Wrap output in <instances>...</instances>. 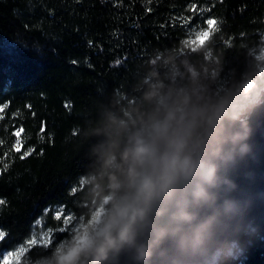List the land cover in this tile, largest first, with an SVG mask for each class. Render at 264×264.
Returning a JSON list of instances; mask_svg holds the SVG:
<instances>
[{"label": "clouds", "instance_id": "1", "mask_svg": "<svg viewBox=\"0 0 264 264\" xmlns=\"http://www.w3.org/2000/svg\"><path fill=\"white\" fill-rule=\"evenodd\" d=\"M222 71L212 47L175 46L101 92L80 126L79 228L29 264H239L260 232L236 174L264 117V53L221 88Z\"/></svg>", "mask_w": 264, "mask_h": 264}, {"label": "trees", "instance_id": "2", "mask_svg": "<svg viewBox=\"0 0 264 264\" xmlns=\"http://www.w3.org/2000/svg\"><path fill=\"white\" fill-rule=\"evenodd\" d=\"M208 18L217 22L209 36L193 42ZM175 46L222 54V88L264 46V0H0V253L26 244L39 223L52 239L29 247L26 263L65 239L64 218L79 212L70 191L88 164L85 111L101 92L127 87L153 52ZM256 221L259 236L239 264H264V218Z\"/></svg>", "mask_w": 264, "mask_h": 264}, {"label": "water", "instance_id": "3", "mask_svg": "<svg viewBox=\"0 0 264 264\" xmlns=\"http://www.w3.org/2000/svg\"><path fill=\"white\" fill-rule=\"evenodd\" d=\"M252 142L254 156L243 161L237 171V180L241 186L250 189L258 198L252 210V215L257 219L264 218V117H261L256 128ZM245 173H250L246 178Z\"/></svg>", "mask_w": 264, "mask_h": 264}, {"label": "rangeland", "instance_id": "4", "mask_svg": "<svg viewBox=\"0 0 264 264\" xmlns=\"http://www.w3.org/2000/svg\"><path fill=\"white\" fill-rule=\"evenodd\" d=\"M213 27L214 26H212V28ZM211 29H209V27H208V28H206L204 30H201V31L197 32V34L194 36L193 42L195 41L197 44H201L199 42V40H197V37L200 36V33L201 32H205V31L209 32V34H210ZM207 37L206 38L201 37V39H204V41H205L207 39ZM261 53H264V46H263V48L261 50ZM60 209L61 208H58L57 210H60ZM61 214H63V213H61ZM65 226H66V229L67 230L69 229V231H70L69 234L72 231L78 230V228H79V224H77L76 223V220H74V219L68 221L67 223L65 222ZM52 233H53V231L49 227H45L43 225V223H39L38 229L35 230V232L32 235V237H31L30 240L36 239L37 240V244L36 245L48 246L50 244V242H51V239H52ZM63 241H61V242H63ZM31 246H33V245H30L27 242L26 244L21 245V246L15 248V249L2 251V254L3 255H0V258H1L2 263L5 264L4 257H7L6 264H29L28 262L26 263L24 261V254L26 253L27 249L29 247H31ZM9 253H12V255L9 256L8 255Z\"/></svg>", "mask_w": 264, "mask_h": 264}, {"label": "snow or ice", "instance_id": "5", "mask_svg": "<svg viewBox=\"0 0 264 264\" xmlns=\"http://www.w3.org/2000/svg\"><path fill=\"white\" fill-rule=\"evenodd\" d=\"M192 7L194 8L195 5H193ZM216 23H217V22H216L214 19H212V18H208V19H206V25L209 27V29H211L212 26H214ZM189 34H190V33H189ZM208 35H209V32H207V31H205V32H201V33H200V36L197 37V40H199V42H200L201 44H203V43H204V39H201V37L206 38ZM194 42H195V41H194ZM73 63H76V62L73 61ZM66 106H67V105H66ZM79 133H80V129L77 128V129L74 130V133H73V134H74V135H78ZM16 135L18 136L19 133H17ZM16 150L19 151L18 148H17ZM33 151H34V149H29V150H28L27 152H25L20 158H21V159H24L27 155H30ZM75 192H76V187L71 188L70 194H71V195H74ZM0 203H3V201H0ZM63 211H64L63 209L57 210V214H56V217H55L57 220H60V219L62 218L61 213H62ZM64 219H65V222L67 223L68 221L74 219V217L71 216V215H67ZM37 223H39V221H38ZM3 236H4V233H3V232H0V238H2ZM28 244H30V245H36V244H37V240H36V239L29 240V241H28ZM52 246H54V245H50V247H52ZM0 255H3V254L0 253ZM8 255L11 256L12 253H9ZM4 260H5V264H6L7 257H4Z\"/></svg>", "mask_w": 264, "mask_h": 264}]
</instances>
